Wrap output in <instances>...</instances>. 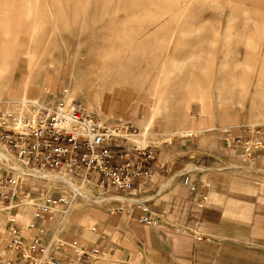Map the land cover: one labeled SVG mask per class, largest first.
I'll return each instance as SVG.
<instances>
[{
	"label": "rangeland",
	"instance_id": "374dc122",
	"mask_svg": "<svg viewBox=\"0 0 264 264\" xmlns=\"http://www.w3.org/2000/svg\"><path fill=\"white\" fill-rule=\"evenodd\" d=\"M0 71L5 112L23 96L50 105L68 91L105 120H136L129 141L156 115L145 145L132 143L140 147L159 133L189 132L197 114L207 125L264 131V0H0ZM12 73L16 88L6 86ZM17 174L39 194L70 200L54 218L57 242L113 209ZM80 181L102 197L136 196Z\"/></svg>",
	"mask_w": 264,
	"mask_h": 264
},
{
	"label": "crops",
	"instance_id": "0c3cea01",
	"mask_svg": "<svg viewBox=\"0 0 264 264\" xmlns=\"http://www.w3.org/2000/svg\"><path fill=\"white\" fill-rule=\"evenodd\" d=\"M194 119L189 132L150 136L147 144L156 148L152 176L126 193L141 197L139 202L88 219L73 239L49 237L55 217L33 213L39 198L25 200L29 206L11 205L33 190L29 181L19 183L13 200L0 201V255L15 228L27 240L39 238L48 254L65 264H264V151L244 160L236 139L249 136L250 128L207 125L198 114ZM103 120L122 134L113 150L136 145L127 138L138 130L136 120ZM228 163L246 164L249 171ZM189 164L202 170H179ZM6 177L13 174L0 164V178ZM142 217L157 225L142 223Z\"/></svg>",
	"mask_w": 264,
	"mask_h": 264
},
{
	"label": "built area",
	"instance_id": "2783aa9c",
	"mask_svg": "<svg viewBox=\"0 0 264 264\" xmlns=\"http://www.w3.org/2000/svg\"><path fill=\"white\" fill-rule=\"evenodd\" d=\"M66 93L54 104L36 105L33 118L0 111V144L17 162L31 170L83 179L106 193L126 194L135 191L136 184L140 188L144 186L152 176L156 148L148 144L134 145L131 150L126 147L113 150L111 144L122 139L120 130L106 126L101 116L81 103L64 101ZM260 134L264 131L254 128L249 136L236 139L242 144L244 160L255 151H264V139H254ZM10 171L13 177L0 178L1 202L13 200L18 184L26 180ZM23 198L19 204L12 201L11 205H27L25 200L39 198L40 205L32 208L37 217L51 213L52 219L58 211L69 207L66 196L56 197L44 191L39 194L30 189ZM141 222L157 225L156 220L148 217H142ZM10 235L7 250L0 255V264H65L58 256L48 254L39 238L27 240L15 228L10 230Z\"/></svg>",
	"mask_w": 264,
	"mask_h": 264
},
{
	"label": "bare ground",
	"instance_id": "6f19581e",
	"mask_svg": "<svg viewBox=\"0 0 264 264\" xmlns=\"http://www.w3.org/2000/svg\"><path fill=\"white\" fill-rule=\"evenodd\" d=\"M3 72L4 71H0V79L2 77ZM31 73H32V70H31V67L29 65L28 75H26L27 78L25 80L29 79V76ZM10 77L11 78L8 79L6 86L9 87L12 84L16 88L19 85V77H17L16 74H14V73H12L10 75ZM71 100L69 99L68 91H67V93L64 97V101H66L67 103H70V102H72ZM18 103H19V106L16 109L14 108L15 110L10 111V112H14L20 117H28V118H33L35 116L34 107L36 105H49V104L39 103L37 101L34 102L32 100H27V98L25 96H23V98L19 99ZM159 104H160V100L156 104L158 106L157 110H159ZM155 117H156V115H154V114H151L149 116V120H148L147 126L145 127V130L143 132H141L136 137V138L139 137V139H134V138L130 139L131 143L136 142L140 146L145 145V143H146L145 139H146V136L148 135L147 134L148 128L152 125ZM0 163L2 165H5L9 170L17 172V173L23 175L24 177H26L27 179H30L31 181H36V182L39 181V182H45V184L47 183L50 185L61 186V187H63V189L69 190L73 196H80L81 198H83L85 200L99 204V205L104 206L106 208L129 206L132 202H139L138 200H141V197H138V196H136L137 198L136 197H130V196H113L110 198L102 197V195L99 191H94V190L88 189L85 186L84 182L80 181L83 179L78 180V178L75 179V177L67 176L64 174H50V172L44 173L41 171L31 170L24 165H19V164L15 163L12 156L6 150L4 151L2 149H0ZM84 181H86V180H84ZM86 182H88V181H86ZM88 183L92 184L91 182H88ZM152 193H154V192H152ZM148 196H150V195H148ZM39 201H40V199H39ZM30 202H32V201H29V203ZM39 205L40 204H38V206ZM69 205H70V200H69Z\"/></svg>",
	"mask_w": 264,
	"mask_h": 264
}]
</instances>
